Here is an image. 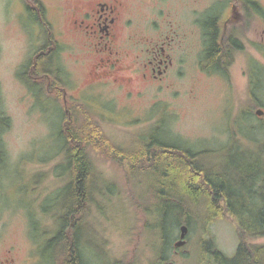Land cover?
Returning a JSON list of instances; mask_svg holds the SVG:
<instances>
[{"label":"rangeland","instance_id":"1","mask_svg":"<svg viewBox=\"0 0 264 264\" xmlns=\"http://www.w3.org/2000/svg\"><path fill=\"white\" fill-rule=\"evenodd\" d=\"M26 2L0 0V121L7 122L0 127L6 152L0 169V259L14 257L17 264H53L49 241L58 229L59 221L54 214L59 212V197L66 182L58 132L60 113L68 109L63 95L66 94L68 102H75L74 105L83 102L74 100L71 94L89 96L84 87L90 57L69 32L71 9L67 0H42L57 42L52 56L56 76L52 75L57 77L60 89H48L47 85L45 90H40L41 95L36 87L30 89L25 83L28 76L21 77V66L43 47L45 33L32 20L25 8ZM209 2L212 9L208 12L214 13L224 8L228 0H163L159 7L154 0L130 1L133 16L138 19L143 17L146 21L152 18V11H161L160 18H173L179 32L190 30L193 55L190 64L175 67L176 73H171L169 78L170 86L162 90L150 87L143 95L126 101L123 89L112 84L98 86L101 95L96 101L91 97V102L97 104H85L115 144H124L145 134L192 151L205 149L211 154L206 160L223 163L227 160L225 153L233 152L234 134L245 143L251 142L247 137L259 136L264 140V129H255L264 124V116L254 113L256 108L264 109V78L259 88L252 89V93L260 96L262 105H251L247 76L250 58L264 65V49L260 44L264 19L258 17L256 27L245 30L244 50L236 54L230 75L225 79L209 75L197 63L201 38L193 24L196 12L204 11ZM258 4L264 11V0H258ZM170 11L173 13L168 14ZM140 31L147 35L155 32L146 22L141 23ZM48 51L46 48L45 52ZM36 92L39 93L35 95ZM126 102L130 104V111H121ZM249 103L251 113L244 117L248 119L246 122L242 114ZM88 153L106 180L100 182L104 192L94 195L86 209L83 264H150L153 247L146 238L147 216L141 198L147 199L150 187L161 172L150 169L129 177L126 163L114 161L102 151L92 153V148H88ZM237 226L227 216L209 223L206 232L198 226L189 227L187 242L179 248L173 244L180 228L172 227L173 248L169 260H175L176 264H197L200 236L212 237L220 250L232 256L239 242ZM46 232L51 233L50 237ZM96 240L101 250L97 249L95 258ZM251 242L264 245V237ZM63 263L64 255L60 254L57 264Z\"/></svg>","mask_w":264,"mask_h":264},{"label":"trees","instance_id":"2","mask_svg":"<svg viewBox=\"0 0 264 264\" xmlns=\"http://www.w3.org/2000/svg\"><path fill=\"white\" fill-rule=\"evenodd\" d=\"M26 6L32 20L41 27L43 35L45 33V43L21 66V77L28 76L25 83L30 89L36 87L43 91L47 85L48 89H60L52 67L57 42L53 39L46 6L42 0H27ZM46 48L50 51L45 52ZM211 49L210 58L222 59L216 45ZM256 100L261 105L258 96ZM78 105L60 113L58 132L63 140L66 182L59 197V212L55 214L60 227L49 241L55 264L60 254L64 255L63 264H83L79 241L87 227L86 209L94 195L104 192L100 182L106 179L95 168L88 148L126 163L129 177L150 169L161 172L150 187L147 199L141 198L147 216L146 238L153 247L150 264H169L172 227L176 230L186 224L188 228L198 226L206 232L209 223L227 216L238 224L239 242L234 255L228 256L220 250L212 237L200 236L196 263L264 264V245L251 242V239L264 237V140L259 136L251 138L253 146L234 134L231 138L233 152L225 153L227 160L223 163L206 160L211 154L205 149L192 151L145 134L119 145L103 131L100 121L91 115L93 112L85 103ZM0 122V127L7 123ZM257 128L263 130L264 125ZM5 159L0 139V169Z\"/></svg>","mask_w":264,"mask_h":264},{"label":"flooded vegetation","instance_id":"3","mask_svg":"<svg viewBox=\"0 0 264 264\" xmlns=\"http://www.w3.org/2000/svg\"><path fill=\"white\" fill-rule=\"evenodd\" d=\"M130 1L67 0L71 9L69 32L74 42H78L90 57L88 81L84 87L88 89L86 93L89 96L71 94L74 100L89 106L95 105L97 103H92L91 97L96 101L101 95L97 90L98 86L112 84L125 91L124 95L128 101L134 96L143 95L150 87L161 90L169 87L171 73H176L175 67L186 66L192 62L190 30L188 33L179 32L173 18H160L161 11H152V18L146 21L143 17L138 19L137 16H133V4ZM154 2L158 7L163 4V0H154ZM24 5L28 10L26 3ZM211 6L209 2L204 11L196 12L193 22L201 38V54L197 63L203 72L225 79V76L230 75L236 54L244 50L245 30L256 27V19L258 17L264 19V11L259 6L258 0H228V3L223 5L224 8L214 13L208 12L211 11ZM171 13L173 12L170 11L168 14ZM144 22L155 30L153 34L141 33L140 25L141 23L144 25ZM260 44L264 49V27ZM214 45L222 52V59L210 58L209 51L211 52ZM247 68L251 105L254 103L258 105L257 96L262 105L260 96L252 93V89L259 88L258 84L261 83V78H264V65L252 57L247 60ZM60 72L59 67V75ZM63 103L68 108L75 104L66 100V94L63 95ZM251 105L249 103L243 110V118L251 113ZM129 108L130 104L126 102L120 110L128 112ZM258 109L263 110L262 115L257 114ZM254 113L257 116H264V109L256 108ZM244 120L247 122L248 119L244 118ZM237 138L241 139V137ZM247 139L251 141V138L247 137ZM61 144L60 150L63 147L62 139ZM0 264L17 263L14 257H4L0 259ZM169 264L176 262L169 260Z\"/></svg>","mask_w":264,"mask_h":264},{"label":"water","instance_id":"4","mask_svg":"<svg viewBox=\"0 0 264 264\" xmlns=\"http://www.w3.org/2000/svg\"><path fill=\"white\" fill-rule=\"evenodd\" d=\"M257 114L258 115H262L263 114V110L261 109H258L257 110ZM180 233H179V237L178 239L174 242V246L179 248V247H182L186 244L187 242V239H186V234L188 232V226L186 224H182L180 225Z\"/></svg>","mask_w":264,"mask_h":264},{"label":"bare ground","instance_id":"5","mask_svg":"<svg viewBox=\"0 0 264 264\" xmlns=\"http://www.w3.org/2000/svg\"><path fill=\"white\" fill-rule=\"evenodd\" d=\"M55 215V214H54ZM60 227V225H58V228ZM85 230H86V228H84ZM84 229H83V231H84ZM58 230V229H57ZM44 234H51V233H49V232H46V233H44ZM54 236V235H53ZM52 236V237H53ZM49 237H50V235H49ZM81 240H83V243H82V241ZM92 240V239H91ZM81 243H82V248H83V250H82V262H84V248H85V246L83 247V245H84V243H85V239H84V233H83V235H82V237L80 238V241H79V246H81ZM95 248V253H94V255H95V258H96V251L98 252L99 250H101L100 248H99V241L98 240H96V245L94 246ZM171 248H173V247H171ZM97 249H99V250H97ZM54 252V251H53ZM104 253V252H103ZM106 256H109L108 254H106ZM53 264H55V262H54V260H53ZM114 264V263H113Z\"/></svg>","mask_w":264,"mask_h":264}]
</instances>
